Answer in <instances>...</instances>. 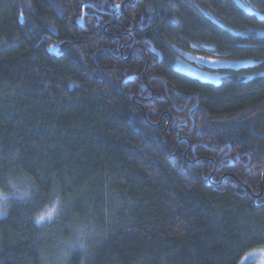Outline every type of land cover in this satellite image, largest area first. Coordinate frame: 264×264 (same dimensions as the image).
I'll return each mask as SVG.
<instances>
[{"label":"trees","instance_id":"obj_1","mask_svg":"<svg viewBox=\"0 0 264 264\" xmlns=\"http://www.w3.org/2000/svg\"><path fill=\"white\" fill-rule=\"evenodd\" d=\"M237 1L0 0V191L29 193L0 216V264L264 250V0ZM179 50L255 63L206 82Z\"/></svg>","mask_w":264,"mask_h":264},{"label":"rangeland","instance_id":"obj_2","mask_svg":"<svg viewBox=\"0 0 264 264\" xmlns=\"http://www.w3.org/2000/svg\"><path fill=\"white\" fill-rule=\"evenodd\" d=\"M237 2L246 10H252V7L244 1L238 0ZM178 53L179 56L173 62L175 69L191 77L212 83L220 81L223 75L221 70L228 68L237 69L255 63V61L250 59L225 60L202 56L185 50H179ZM238 264H264V250L259 249L244 255Z\"/></svg>","mask_w":264,"mask_h":264},{"label":"clouds","instance_id":"obj_3","mask_svg":"<svg viewBox=\"0 0 264 264\" xmlns=\"http://www.w3.org/2000/svg\"><path fill=\"white\" fill-rule=\"evenodd\" d=\"M9 183H11V182H9ZM13 188L15 189V185H13ZM10 195H19L21 198H23V197H27L29 195V193H28V191H19V190H15L12 193L0 191V200L4 201V203L2 205H0V216H4L8 212L7 201L9 200ZM58 206H59V201H56L54 203V206L51 208V210L47 212V217L49 219L53 218V215L56 212ZM44 219H45V217L43 215L38 216L37 217V223L43 222ZM78 247L82 251H87L88 244H87L86 240L81 238L78 242ZM64 255L66 257L68 255V253L65 252Z\"/></svg>","mask_w":264,"mask_h":264},{"label":"water","instance_id":"obj_4","mask_svg":"<svg viewBox=\"0 0 264 264\" xmlns=\"http://www.w3.org/2000/svg\"><path fill=\"white\" fill-rule=\"evenodd\" d=\"M83 24V15L80 17L79 21H78V26L82 27Z\"/></svg>","mask_w":264,"mask_h":264}]
</instances>
